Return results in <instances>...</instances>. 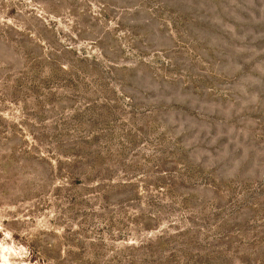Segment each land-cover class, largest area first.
<instances>
[{
    "label": "rangeland",
    "instance_id": "obj_1",
    "mask_svg": "<svg viewBox=\"0 0 264 264\" xmlns=\"http://www.w3.org/2000/svg\"><path fill=\"white\" fill-rule=\"evenodd\" d=\"M0 264H264V0H0Z\"/></svg>",
    "mask_w": 264,
    "mask_h": 264
}]
</instances>
